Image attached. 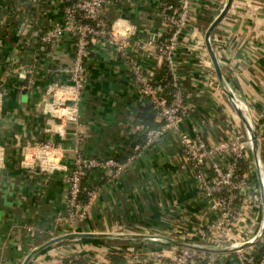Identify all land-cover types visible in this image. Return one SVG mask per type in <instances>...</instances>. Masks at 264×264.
<instances>
[{
    "label": "crops",
    "instance_id": "1",
    "mask_svg": "<svg viewBox=\"0 0 264 264\" xmlns=\"http://www.w3.org/2000/svg\"><path fill=\"white\" fill-rule=\"evenodd\" d=\"M190 1L171 69L162 57L149 55L153 43L169 34L163 0L104 7L109 25L129 30V44L122 55L112 45L93 41L76 122L69 71L74 40L65 35L47 47L40 41L50 24L63 21V0H0V264H24L35 249L40 251L28 264H164L156 253L165 251L166 262L176 243L220 251V264H240L232 246L256 235L264 220L262 184L251 165L257 157L264 165V0H233L210 44L207 33L228 0ZM135 65L169 95L175 73L190 106L179 132L169 130L148 147L138 141L147 129L140 114L149 103L135 81ZM57 85L59 95H65L61 105L52 104ZM225 88L247 105L254 127L258 144L250 147L245 164L250 183L245 195L258 200L243 206L232 238L218 240L213 224L220 213L211 211L185 161L180 133L202 135L209 143L230 136L248 139V126ZM154 123L162 124L157 112ZM77 133L84 134L80 149L85 157H137L118 173L91 172L84 187L97 195L87 216L70 224L66 175L75 165ZM31 141L52 143L57 150L38 157L35 149L24 151ZM68 233L89 236L44 247Z\"/></svg>",
    "mask_w": 264,
    "mask_h": 264
},
{
    "label": "built area",
    "instance_id": "2",
    "mask_svg": "<svg viewBox=\"0 0 264 264\" xmlns=\"http://www.w3.org/2000/svg\"><path fill=\"white\" fill-rule=\"evenodd\" d=\"M123 1L125 0H63V21L50 24L40 37V41L46 47L65 35H70L74 40L75 55L69 71L73 83L72 99L76 122L80 118L78 108L80 93L84 89L86 60L91 55L93 41L99 39L103 44L112 45L119 53L125 55L130 38L129 30L121 27L120 24L109 25L103 16L104 7L107 4H118ZM190 9V0H163L162 11L169 24V34L165 39L153 43L154 51H149V55L162 57L170 69L174 66L178 36L187 24ZM140 48L143 51L147 50L146 44H142ZM133 71L139 91L162 118L160 126L147 132L143 147H148L169 130L179 132L180 123L188 115L190 106L181 90L178 77L172 71L173 91L169 96L148 75L143 73L140 66H133ZM56 87L52 104L61 105L64 103L65 95H59L60 87L58 85ZM241 102L245 105L242 100ZM245 107L248 110L247 105ZM180 136V148L185 161L195 171L196 177L202 184L210 200L211 211L220 213L219 219L213 224V230L218 235V240L219 238L231 239L237 229V222L244 213L243 208L251 207L258 200L245 195L250 186L245 164L249 162L251 156L249 154L250 147L252 148L251 137L241 139L230 136L228 139L209 143L202 135L194 137L181 131ZM83 140L84 134L77 133V145L72 149L75 165L66 175L70 214V219L67 221L70 224L87 216L97 195L95 190L84 187V181L88 175L95 170L121 172L137 157L134 154L127 161L115 158H88L82 154L80 149ZM23 148L25 152L35 149L38 157H48L57 150L52 143L36 141L27 142ZM251 165L255 169L257 164L252 162ZM240 200L242 203L238 205L237 202ZM259 233L251 238H244L240 243L232 246L240 264H264V253L259 257L258 248L251 247L253 244L264 241V234L260 241H257ZM231 241L234 242V240ZM165 256V251L156 253V257L160 258V262L163 261L164 264H220L221 260V252H204L190 247H175L171 250L166 262L162 259ZM134 263L135 260L131 262V264Z\"/></svg>",
    "mask_w": 264,
    "mask_h": 264
},
{
    "label": "water",
    "instance_id": "3",
    "mask_svg": "<svg viewBox=\"0 0 264 264\" xmlns=\"http://www.w3.org/2000/svg\"><path fill=\"white\" fill-rule=\"evenodd\" d=\"M232 1L233 0H228L224 10L222 11V13L219 15V17L211 25V27H210V29H209V31L207 33V42L209 44H210V41H211L210 39H211L212 33L214 32L215 28L219 25L221 20L226 16L227 12L230 9ZM209 49L211 51V54H212V57H213V61H214L215 65H216V67L218 69V73L221 74L219 66H218V63H217V59H216L215 54L213 53L210 45H209ZM225 91L229 92L231 103L235 107L238 115L241 117V119L244 121V123H246V125L248 126L249 136L251 137V141H252V147L257 146L258 143H257L256 135H255V132H254V127H253V125L251 123V119L249 117L247 108L245 107V105L242 104L241 100L234 93L230 92L226 88H225ZM255 163L257 164L256 165V170L258 172V175H259V178H260V182L262 184V191H263V196H264V165L262 163V160L260 158H258V157H257ZM259 232L260 233H259V236L257 238V241H260V239L262 237V234H264V220H263V223H262V226H261V229H260ZM71 236L80 237L81 238V237H87L89 235L85 234V233H73V234H69L68 233V234H65V235H62V236H59V237H56V238L52 239L51 241L47 242L44 247H47L50 244L56 243V242H58V241H60L62 239L69 238ZM151 239H153V240H161L160 236H158V237L157 236H153V237H151ZM174 246L175 247H190L192 249L201 250V248H199V247H197L195 245H192V244L176 243ZM39 251H40V249H35L29 255V257L27 258V260L25 261L24 264H28L30 259ZM213 252H220V251L213 250Z\"/></svg>",
    "mask_w": 264,
    "mask_h": 264
},
{
    "label": "trees",
    "instance_id": "4",
    "mask_svg": "<svg viewBox=\"0 0 264 264\" xmlns=\"http://www.w3.org/2000/svg\"><path fill=\"white\" fill-rule=\"evenodd\" d=\"M168 82V81H166ZM168 91L170 93L171 89L170 87H168ZM169 96V94H167ZM155 115H156V111L153 109L152 105L151 104H148L147 106H144L142 108V112L140 114V119L143 121V123L147 126L146 128V131L143 135H141L139 138H138V141L140 142V144L143 146L146 142V137H147V132L154 128V127H157L159 126L158 124L156 125L154 123V118H155ZM90 175V174H89ZM264 253V241L261 242L259 244V248H258V255L259 257ZM117 255V254H116ZM120 256V255H119ZM123 264V263H122Z\"/></svg>",
    "mask_w": 264,
    "mask_h": 264
},
{
    "label": "rangeland",
    "instance_id": "5",
    "mask_svg": "<svg viewBox=\"0 0 264 264\" xmlns=\"http://www.w3.org/2000/svg\"><path fill=\"white\" fill-rule=\"evenodd\" d=\"M71 227V226H70Z\"/></svg>",
    "mask_w": 264,
    "mask_h": 264
}]
</instances>
